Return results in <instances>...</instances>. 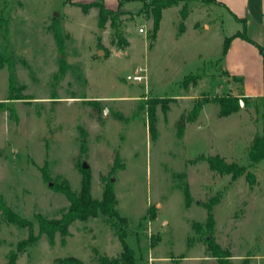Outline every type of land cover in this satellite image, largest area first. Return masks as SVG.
Returning <instances> with one entry per match:
<instances>
[{"label": "rangeland", "instance_id": "1", "mask_svg": "<svg viewBox=\"0 0 264 264\" xmlns=\"http://www.w3.org/2000/svg\"><path fill=\"white\" fill-rule=\"evenodd\" d=\"M122 1H104L119 14L116 33L110 20L99 22L97 7L85 12L65 0H0V195L32 222L17 227L0 212V264H9L14 252L15 264L121 259L122 242L102 216L74 222L64 238L43 235L19 250L39 235L37 215L58 219L69 208L49 183L61 177L79 194L84 162L94 199L103 198V179L111 180L136 264H219L210 252L213 244L227 250L233 264H264V160H248L254 137L264 130V0H222L227 7L191 0L185 20L181 2L162 13L155 39L154 0ZM239 31L253 43L235 38L242 41L231 43L226 60L225 38ZM140 67L147 81H128ZM192 75L201 77L187 84ZM245 93L254 96L249 104ZM224 95L239 98L238 112L220 117V105L206 103L178 134L181 116H188L196 100ZM255 97L263 103L259 112ZM156 98L170 109L165 114L157 106L153 139L146 109ZM117 154L123 167H115ZM216 155L246 166L255 182L246 175L221 176L206 161H196Z\"/></svg>", "mask_w": 264, "mask_h": 264}, {"label": "trees", "instance_id": "2", "mask_svg": "<svg viewBox=\"0 0 264 264\" xmlns=\"http://www.w3.org/2000/svg\"><path fill=\"white\" fill-rule=\"evenodd\" d=\"M79 0H65L67 4H77L82 6L83 10L86 12L88 9L92 7H97L99 9V22L104 25L108 20L111 21L112 28L118 32V12H114L111 9L105 7L104 1L105 0H94L92 3L89 4H80ZM191 0H154V9L153 12V29L151 38L155 39L157 32L159 30L160 21L162 18V11L165 8H169L175 5L184 2L185 5L182 9V17L183 20L186 19L188 16V8L187 3ZM197 2H215V0H194ZM123 1L121 0V3ZM1 26V24H0ZM183 27V25H182ZM55 38L57 40L58 47L61 52H63L64 41L62 37V30L59 26L55 27L54 29ZM116 38H119L117 34ZM235 38H242L248 42L253 41L247 37L246 32H237L236 34L232 35L231 37H226L224 42V55L227 54L232 41ZM261 53L264 55V49L259 47ZM60 72L59 74L63 76L66 73L67 65L64 61L60 63ZM225 74L229 75L227 71H224ZM201 76H190L187 77V84L196 81V79L200 78ZM235 78V77H234ZM240 80V78H239ZM16 85V77L15 74L11 71L10 74V89H14ZM20 99L12 97L10 100ZM256 102V111L259 112V109L262 107L263 103L260 98L255 97ZM244 100L247 104L250 102V97H244ZM209 102H216L220 105V117L229 116L233 113L239 111V98L233 95H224V96H216V97H202L195 101V104L192 110L189 112L188 116L182 115L179 122H178V134L182 136L185 125L189 121L195 120L199 115L203 108V105ZM99 107L98 102L95 103ZM161 105L162 110L166 114L170 109L169 104L165 103L163 98H156L152 105L148 106L146 111L148 114V127L151 138L156 139L157 137V106ZM145 109L144 107H142ZM263 123H264V113H263ZM82 151H85V146L82 147ZM206 161L209 165V168L216 172L221 176L231 175L233 180L246 175L247 180L253 184L255 182V175L251 171L247 169L246 166L239 165L237 163H227L225 158L216 155V156H200L196 159V161ZM248 160L251 165H256L259 162L264 160V130L262 134H257L248 151ZM115 167H123L124 164L121 162V158L119 154L116 155L115 158ZM83 180H82V189L79 194H76L71 186L70 183L66 179H62L59 177L53 183L50 182V176L44 172L43 179L49 183V187L56 193L62 194L66 197L69 201L70 205L66 212L62 214V216L58 219H46L41 215H37L36 219L39 224V235L37 237L31 236L27 241L23 242L19 245V250H24L27 245L38 241L43 235H47L51 241L55 238L57 234H60L63 238L69 235V227L76 221H85L90 217H98L102 216L103 219L110 224V226L115 229L117 235L119 236L122 245H123V252L121 259L110 258L105 255L99 256L100 264H136V258L134 251L129 248V246L125 242L126 237V227H127V220L119 214L116 209L117 205V197L114 192V188L112 186L111 180L107 182L104 178L103 180L106 181L104 186V193L103 198L101 200L94 199L91 195V174L89 169H83ZM187 200L190 199L191 195L189 192V188H185ZM215 205V204H214ZM210 214L208 218V225L209 227H213L215 225L213 215H212V207H207ZM0 212L3 216L9 221L11 224H14L17 227L26 228L32 226V222L28 219H25L15 213L12 209H10L4 202L3 197L0 195ZM155 213H151L149 218H155ZM148 219V218H147ZM208 238L207 240H209ZM210 248V252L213 254V257L216 258L219 264H233L231 262V255L227 250H223L219 245L213 244ZM17 260V253L14 252L10 256L9 264H15ZM68 261V262H67ZM73 261H78L74 258H69L66 260L67 264H74Z\"/></svg>", "mask_w": 264, "mask_h": 264}, {"label": "built area", "instance_id": "3", "mask_svg": "<svg viewBox=\"0 0 264 264\" xmlns=\"http://www.w3.org/2000/svg\"><path fill=\"white\" fill-rule=\"evenodd\" d=\"M139 32L145 33V29L140 28ZM127 80L138 83V84L145 83L147 81L146 70L142 67L138 68L137 71L133 75H129L127 77Z\"/></svg>", "mask_w": 264, "mask_h": 264}, {"label": "crops", "instance_id": "4", "mask_svg": "<svg viewBox=\"0 0 264 264\" xmlns=\"http://www.w3.org/2000/svg\"><path fill=\"white\" fill-rule=\"evenodd\" d=\"M217 2H219V4H217L218 6H225V7H227V4H225V2H223L222 0H217ZM166 9H167V8H165V9L162 11V13H163ZM234 15H235V14H234ZM235 16H236V15H235ZM161 20H162V18H161ZM204 27H205V29H209V25H208V24H205ZM240 41H242V40H240V39H235V40H233L232 43L235 44V43L240 42ZM231 45H232V44H231ZM230 55H231V50L227 53V56L225 57V59L227 60V59L230 57ZM224 70L227 71V72L229 73L230 76H232V73L230 72L229 69L225 68ZM245 96H246V97H254V96H251V95H249V94H247V93H245Z\"/></svg>", "mask_w": 264, "mask_h": 264}, {"label": "water", "instance_id": "5", "mask_svg": "<svg viewBox=\"0 0 264 264\" xmlns=\"http://www.w3.org/2000/svg\"><path fill=\"white\" fill-rule=\"evenodd\" d=\"M100 53H102V51H100ZM82 168L85 169V170L89 169V165L86 162H84L83 165H82Z\"/></svg>", "mask_w": 264, "mask_h": 264}]
</instances>
